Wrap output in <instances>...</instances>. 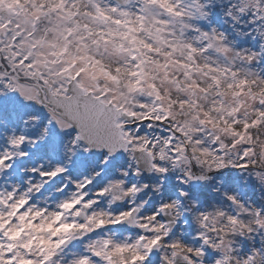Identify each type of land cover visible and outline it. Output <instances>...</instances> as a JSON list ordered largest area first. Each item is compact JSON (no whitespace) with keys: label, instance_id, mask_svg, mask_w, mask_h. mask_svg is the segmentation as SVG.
Instances as JSON below:
<instances>
[{"label":"snow or ice","instance_id":"obj_1","mask_svg":"<svg viewBox=\"0 0 264 264\" xmlns=\"http://www.w3.org/2000/svg\"><path fill=\"white\" fill-rule=\"evenodd\" d=\"M260 65L264 0H0V264H264Z\"/></svg>","mask_w":264,"mask_h":264},{"label":"clouds","instance_id":"obj_2","mask_svg":"<svg viewBox=\"0 0 264 264\" xmlns=\"http://www.w3.org/2000/svg\"><path fill=\"white\" fill-rule=\"evenodd\" d=\"M157 46L159 47L160 45L158 44ZM181 54H183V50H182V49H177V55H181ZM120 59L123 60L124 58L121 57ZM202 62H203V59H202ZM260 67H261V68H264V65H260ZM152 70H153V69L150 67V71H152ZM196 79H198V80H204V77H203V76H197ZM206 83H207V82L205 81V84H206ZM162 87L165 88V90H166V94H167L168 92H171V94L174 95V96H176L177 98H179V95H181L180 93H177V92L175 91V89L173 88V86L170 85V84H163ZM193 91H195V88H193ZM185 94H187V93H185ZM197 95L199 96V95H201V94H200L199 92H197ZM212 95H213V94H210L208 97H201V99L204 101V103H207V102L211 99V96H212ZM225 99H226V100H229V103H230V99H229V97H228L227 95H225Z\"/></svg>","mask_w":264,"mask_h":264},{"label":"trees","instance_id":"obj_3","mask_svg":"<svg viewBox=\"0 0 264 264\" xmlns=\"http://www.w3.org/2000/svg\"><path fill=\"white\" fill-rule=\"evenodd\" d=\"M210 19H211V22L212 21L217 22L219 25H221V27L224 29V31H227L228 33H230V30L228 28L230 25H228L224 22V18L222 16L221 12L214 10ZM240 43L244 47H249L250 44L252 43V41L248 38H241Z\"/></svg>","mask_w":264,"mask_h":264},{"label":"rangeland","instance_id":"obj_4","mask_svg":"<svg viewBox=\"0 0 264 264\" xmlns=\"http://www.w3.org/2000/svg\"><path fill=\"white\" fill-rule=\"evenodd\" d=\"M201 24H203V26H205L204 28H206V25H207V23L206 22H201ZM212 26H215V27H218L219 29H221V30H223L221 27H219V25L217 24V23H213V25ZM207 27H208V25H207ZM229 30L231 31V33H232V28L231 27H229ZM232 35H235L234 33H232ZM253 46V45H252ZM250 47V46H249Z\"/></svg>","mask_w":264,"mask_h":264}]
</instances>
